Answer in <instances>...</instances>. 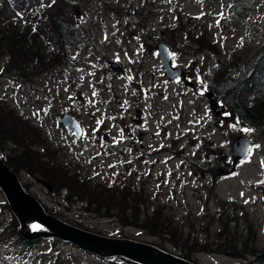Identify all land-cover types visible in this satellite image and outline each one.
Listing matches in <instances>:
<instances>
[{"label":"rangeland","instance_id":"374dc122","mask_svg":"<svg viewBox=\"0 0 264 264\" xmlns=\"http://www.w3.org/2000/svg\"><path fill=\"white\" fill-rule=\"evenodd\" d=\"M42 2L44 10L66 15L78 39H86L88 32L90 43L83 50L71 46L72 62L36 76L33 84L5 77L7 64L1 60L0 103L37 124L53 150L60 151L63 166L80 179L106 187L130 185L132 194H140L135 199L143 218L163 212L170 234L162 236L163 245L169 252L180 254L179 244L191 249L189 255L199 264H264L255 251L264 250V133L220 100L236 120L216 118L205 96L214 86L227 100L223 92L230 83L216 82V73L244 75L247 62L264 48V0ZM181 18L185 29L174 35L170 29H179ZM198 35L207 42L199 56L192 50ZM159 43L170 47L174 67L189 79L167 77ZM244 98L251 101L252 96ZM66 114L82 125L80 139L58 121ZM240 136L253 147L230 176L232 147ZM20 179L51 215L71 225L78 221L104 236L153 245L162 240L142 228L97 218L81 204H68L40 179L25 173ZM0 206L7 223L13 213L1 190ZM27 230L43 227L29 223ZM53 241L28 248L22 264H135L105 262L71 244L53 246Z\"/></svg>","mask_w":264,"mask_h":264},{"label":"trees","instance_id":"16d2710c","mask_svg":"<svg viewBox=\"0 0 264 264\" xmlns=\"http://www.w3.org/2000/svg\"><path fill=\"white\" fill-rule=\"evenodd\" d=\"M42 1L40 3L39 0H0V61H6L7 64L4 76L11 79L19 78L22 85L33 84L36 76L59 68L66 62L71 63V46L83 50L87 49L90 43L88 32L84 31L86 39H78L75 27L67 25L66 15L53 13L50 8L44 10L46 6L42 5ZM33 2L37 6L35 10ZM19 15L22 18L24 15L28 19L18 20ZM179 22H182V18ZM181 24L179 29H170L171 33L175 35L183 31L185 26ZM191 37L189 32L187 38L192 39ZM201 39L202 36L198 35V38L194 39L195 42H192V50L197 56L202 50H207L203 49V45H207V42ZM47 47H50V50ZM230 75L221 72L215 75L216 82L230 83V87L222 91L226 93L227 100L214 86L211 90L218 93L221 101L228 103L227 105L239 116L241 115L245 122L260 131V134L264 133V48L255 58L247 62L244 75L237 78ZM246 93L252 96L251 101L245 100ZM2 104L0 103V151L6 154L2 159L19 177L25 173L32 178L40 179L43 183H47L48 189L57 193L60 200L71 205L81 204L85 211L97 218L114 219L122 228L139 227L149 231L152 237L160 236L161 242L154 245L168 251L163 245L166 239L162 236H170L168 224H164L163 212L143 218L142 208L136 204L138 201L135 199V196L140 198V194H132L130 185L106 187L100 183H90L80 179L78 173L63 166L58 157L60 151L53 150L55 148L48 143L37 124L31 123L26 117L17 114L14 109ZM23 186L29 192L28 187ZM62 192L65 194L60 197L59 194ZM3 210L4 207L0 206L1 218H3ZM13 215L7 223L0 218V264H22L23 252L37 244V242L29 243L19 236L20 224ZM52 215L57 216L54 213ZM72 225L104 235L84 228L78 221L73 222ZM57 243L60 241L54 240L52 245L56 246ZM177 247L182 251L176 255L199 264L189 255L191 249L186 250L179 244ZM255 251L257 257L264 263V250L259 253L255 248ZM113 259L124 260L123 258L102 260L112 262Z\"/></svg>","mask_w":264,"mask_h":264},{"label":"water","instance_id":"95a60500","mask_svg":"<svg viewBox=\"0 0 264 264\" xmlns=\"http://www.w3.org/2000/svg\"><path fill=\"white\" fill-rule=\"evenodd\" d=\"M157 52L169 79L186 75L183 69L173 66V53L166 43L158 44ZM112 67L116 69L118 66L112 64ZM205 96L209 100V106L216 118H222L226 122L236 120L234 111L226 115L228 109L219 103L218 96L212 91H206ZM59 122L66 127L68 132L74 133L76 138L82 137V126L73 115L61 116ZM236 126L241 128L242 123L238 122ZM232 148V168L227 172L230 176L236 172V167L240 161L249 158L248 149H252V141L240 136L234 141ZM0 190L20 223L19 236L28 242L56 239L100 258H123L135 264H194L155 245L100 235L50 215L41 202L25 190L20 177L5 163L1 155ZM28 220L36 221L44 229L37 232L28 231Z\"/></svg>","mask_w":264,"mask_h":264},{"label":"flooded vegetation","instance_id":"af4514ba","mask_svg":"<svg viewBox=\"0 0 264 264\" xmlns=\"http://www.w3.org/2000/svg\"><path fill=\"white\" fill-rule=\"evenodd\" d=\"M116 69H118V68H116ZM120 70H122V69H120ZM180 79V78H179ZM183 79L184 80H186V79H189V75L188 74H186L184 77H183ZM186 82V84H188L190 87H192V84L191 83H189L190 81H185ZM220 101H221V99H220ZM138 112H141L140 110L138 111ZM229 113V111L228 112H226V114H228Z\"/></svg>","mask_w":264,"mask_h":264},{"label":"snow or ice","instance_id":"6c2138e0","mask_svg":"<svg viewBox=\"0 0 264 264\" xmlns=\"http://www.w3.org/2000/svg\"><path fill=\"white\" fill-rule=\"evenodd\" d=\"M53 2H55V0H53ZM93 95H95V93H93ZM98 123H101V122H98ZM245 132H250V131H253L252 129H244ZM256 147H259V145H256ZM252 149L249 148L248 149V152L249 154L251 153ZM262 164H264V161H262Z\"/></svg>","mask_w":264,"mask_h":264},{"label":"bare ground","instance_id":"6f19581e","mask_svg":"<svg viewBox=\"0 0 264 264\" xmlns=\"http://www.w3.org/2000/svg\"><path fill=\"white\" fill-rule=\"evenodd\" d=\"M28 221H29V223H31L32 226L35 227V228H36V227H42L41 225L37 224L36 221H30V220H28ZM29 223H28V224H29ZM27 226H28V225H27ZM66 244H68V243H66Z\"/></svg>","mask_w":264,"mask_h":264}]
</instances>
